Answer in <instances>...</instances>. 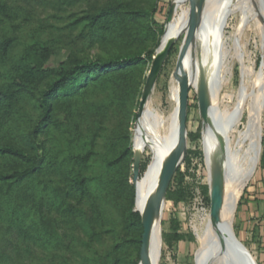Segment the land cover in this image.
I'll return each mask as SVG.
<instances>
[{
    "label": "trees",
    "instance_id": "16d2710c",
    "mask_svg": "<svg viewBox=\"0 0 264 264\" xmlns=\"http://www.w3.org/2000/svg\"><path fill=\"white\" fill-rule=\"evenodd\" d=\"M17 9L14 0H0V225L14 232L16 242L55 246L58 240L48 228L52 221L57 227L79 229L88 248L102 244L118 225L121 240L92 264H124L130 248L137 258L126 264H138L143 228L129 174L135 150L125 130L137 118L134 110L156 52V45L148 47L142 40L156 36L154 30L141 31L149 13L130 0H88L83 14L70 22L65 39L29 44L14 58L19 39L11 33L24 13ZM62 47L68 54L49 67ZM95 47L101 54L89 56ZM111 119L115 125L108 130ZM140 143L143 153L147 145ZM148 166L139 162L137 181ZM186 175L177 168L166 199L192 198ZM109 201L118 211L114 219L108 216ZM4 261L0 253V264Z\"/></svg>",
    "mask_w": 264,
    "mask_h": 264
},
{
    "label": "rangeland",
    "instance_id": "374dc122",
    "mask_svg": "<svg viewBox=\"0 0 264 264\" xmlns=\"http://www.w3.org/2000/svg\"><path fill=\"white\" fill-rule=\"evenodd\" d=\"M97 1L101 2L102 0ZM130 1L134 6L148 11L149 16L143 20L141 31L146 34L150 30H154L156 36L154 39L142 40L148 47L156 45V49H158L164 40L167 18L172 10L173 0ZM14 4L15 7H18L19 12H24L15 20L16 33L13 30L11 33L19 39L13 54L14 58H18L29 44H43L48 40L54 42L65 39L64 36L71 27L70 22L83 14L88 6V0H14ZM249 6L255 11V17L245 26L239 38H237L236 32L240 23V13H234L227 18L222 32V51L219 53V58L222 59L221 88L215 105L219 124L224 126L233 118L240 90L243 97L240 121L235 128L225 134V138L221 139L222 142L214 135L212 129L203 135L198 94L195 88L187 83V109L183 131L185 156L179 167L187 172L186 180L193 190V196L185 202H176L173 199L165 198L164 207L159 216L161 250L158 264H195V256L198 259L200 254L197 236L201 232L200 229L203 227L204 221L211 218L213 172L217 173L216 180L220 179L224 182L225 164L228 157L231 158L237 172H244L248 166V157L251 155L250 142L247 137L244 138V132L248 121L260 108V103L264 104V90L259 93V91L256 92L255 87L261 65L264 62V26L262 24V20L264 21V0H250ZM154 7L155 11H153ZM181 9L188 10L189 13V3L185 2L176 14L173 9L171 18H177ZM81 26L80 24L79 28ZM161 29L165 33L160 36ZM77 32L78 28L74 29L73 35ZM187 41L188 34L186 32L177 38L172 54L163 64L151 94L150 106L156 111L163 112L162 114L165 116L172 111L175 105L170 98L171 86L172 84L177 85L176 73L179 70L176 69V65ZM191 51L189 54L191 62L193 64L197 62L200 68L199 81L206 82L209 58L195 42ZM68 52L66 47L58 48L47 65L49 67L56 66ZM95 54H101L98 48L89 50V56ZM239 54H241L240 58ZM137 112L138 108L134 110V113L137 114ZM259 117L261 128L259 127L258 139L261 137V140H264V105ZM135 120L132 118L125 130L133 148L136 135ZM20 122H24V120ZM114 125L115 122L111 119L107 122L106 128L110 130ZM198 134L199 137H197ZM99 142L102 141L99 139ZM186 158H189V162L186 161ZM141 160L149 163L148 170L153 156L147 146L138 162L135 157L132 158L129 168L130 175L134 176L135 168ZM134 183L135 181H133ZM174 189L175 184L172 185V190ZM29 202L28 195L24 191V206H28ZM105 205L108 216L112 219L116 218L118 211L114 203L109 201ZM221 209L222 214L224 211L223 198ZM48 228L58 240V245L44 246L31 242H16L14 232L7 230L5 225H0V253L5 257V261L1 264H92V259L102 256L122 237L119 226L115 225L113 231L106 235L102 244L88 248L84 246L85 235L79 229H70L68 226L57 227L52 221L48 223ZM232 229L236 238L256 264H264V141L259 146L255 171L237 199L233 211ZM65 233L68 235L66 236ZM173 234L179 235L180 239H174ZM136 258V250L130 248L126 253L127 260L124 264Z\"/></svg>",
    "mask_w": 264,
    "mask_h": 264
},
{
    "label": "bare ground",
    "instance_id": "6f19581e",
    "mask_svg": "<svg viewBox=\"0 0 264 264\" xmlns=\"http://www.w3.org/2000/svg\"><path fill=\"white\" fill-rule=\"evenodd\" d=\"M185 2H187V0H173L172 3L174 5V14H176L178 9L182 8V5ZM249 4H250V0H202V5H203L202 20L200 23L199 31L195 39V44L198 47H200L207 54L209 58L208 75L206 81L208 80L210 81V79H212L214 74L213 72L215 69L216 52H214L215 48L213 45L212 38L216 32L215 30L218 22L220 21V19L222 20L221 22L222 31L220 36V44H221L220 52H221L222 32L226 24L227 18L229 16H231L234 13H240V23L236 32L237 38H239L245 26L251 20H254L255 11H253L250 8ZM188 17H189L188 10L181 9L180 14L177 18L174 17L170 18V20L167 22L166 25L167 39L173 37L176 34V32L188 22ZM189 54L190 52H188L186 57L184 58L185 60L180 66L179 73L186 83H190V85H192V87H194L195 90L198 91L203 86L202 82L199 81L200 68L197 62H195L194 64L191 62V57ZM219 60L220 63H222V59ZM221 66L222 65L220 64V68ZM219 78H220V69H219ZM255 87L257 90L256 92L259 91L260 93L262 90H264V62L261 65V70L259 72L258 80L256 82ZM219 90H214L210 85V90H209L210 93L208 95L210 101L208 124H206V126L203 127V130L204 132H208V130L212 129L213 132L215 133L214 135H216L217 138L221 137V139H223L225 138V134L230 132L233 128H235L238 122L240 121L241 112H242L241 105H242L243 97H242V91L240 90L237 96L236 109L233 118L228 124L222 126V124L220 123L221 125L219 124L218 126L215 123V120L218 121V114L216 112L215 105ZM170 98L172 99L175 105L172 111L167 116L162 114L163 112L161 113L159 111L154 110L150 106V103H148L146 109L139 117L137 127L134 129L136 133L134 138V150L136 154V159L139 160L142 156L141 143H140L141 140L151 150L153 156V161L147 173L145 174L144 178L141 181L135 182L134 184L135 194H136L135 206L139 213L144 212L148 203L153 198V195L155 193L159 181V177L161 173V157L159 151L165 154L168 153L172 157H176L179 154L180 145L177 134L178 131L177 108H178V99H179L178 85L172 84ZM262 108L263 106H260L258 111H256L258 112V116ZM256 112L254 113L253 118L250 121H248L246 130L244 132V138L247 137L248 141H253L251 129H252V124L254 122V118L256 117ZM229 159L231 160L230 157ZM253 162L257 163V159L255 160L254 158H252V154H251L250 157H248V166L242 173L241 171L237 172L236 170L235 172H231L230 169L226 167L225 180L223 185V196H222L224 200V211L221 214L222 212L221 209L220 222L216 227L213 226L210 218H207L204 221V225L200 229L201 232L197 236L199 242L198 248L200 250V254L198 259L197 256H195V264H230L227 255L225 253L223 232L230 221L232 224L233 211L237 199L240 195V192L242 191L245 184L247 183V181L255 171V169L252 173H250L249 171V168L252 166ZM161 211L157 212L154 215L152 222L151 236L149 243L151 257H153L156 253H158L159 249L161 250V243H160L161 234L159 231L160 228L159 216Z\"/></svg>",
    "mask_w": 264,
    "mask_h": 264
},
{
    "label": "water",
    "instance_id": "95a60500",
    "mask_svg": "<svg viewBox=\"0 0 264 264\" xmlns=\"http://www.w3.org/2000/svg\"><path fill=\"white\" fill-rule=\"evenodd\" d=\"M190 5L189 17L188 22L182 26L176 34L167 39L166 33L164 35V40L160 44L159 48L156 49L155 55L153 57L150 69L146 75V81L143 87L142 97L140 100V105L137 112V118L135 120V128L138 125L139 117L142 115L144 110L146 109L148 103H150L151 94L156 82L157 77L162 69V66L168 56L169 50L171 46L175 43L177 38L184 32L188 34V41L185 44L184 48L181 51L179 56L176 69L179 70L180 66L186 57L187 53L191 51L192 46L195 42L197 33L200 28V23L202 20V0H187ZM174 5L172 6V10H170L167 18V22L170 20L172 13H173ZM221 22H218L216 26V32L213 36V45H214V52H216V61H215V69L213 74V81L202 82V87L197 91L198 94V102H199V109H200V119L202 122L203 127L208 124V116L210 111V102H209V90L210 85L214 90H219L221 87L220 78H219V69H220V36H221ZM241 54H239L240 58ZM177 85L179 87V99H178V141H179V154L176 157L170 156L168 153H163L159 151L161 157V173L159 177V181L153 195V198L148 203L147 207L145 208L141 215V222H142V235H141V245L139 251V262L138 264H157L160 258V249L158 253H156L153 257L150 256V236H151V227L154 215L157 212H160L165 200V195L168 189V186L177 170L179 165L184 160L185 156V138H184V125H185V115L187 109V95H188V84L183 80L180 76V73L177 71ZM212 81V82H211ZM264 104L261 102L260 106ZM258 111V110H257ZM216 125L219 126L218 121L215 120ZM249 125V124H248ZM252 137L253 141H249V149L250 153L252 154V158L255 160L258 158L259 152V116L258 112H256V117L254 118V122L252 124ZM219 141L222 142L221 137H218ZM157 150V149H156ZM136 158V154L134 155ZM140 160V159H139ZM138 162V159H136ZM225 166L230 169L231 172H235V166L232 161L227 158ZM256 163L253 162L252 166L249 168L250 173H252L255 169ZM137 171H138V164L135 168V174L133 176V180L137 182ZM223 185L224 182L222 180H216V174L213 173L212 176V200H211V222L214 227H216L220 222V212H221V201L223 196ZM135 203H136V194H135ZM134 210L137 211L136 206L134 205ZM223 241L225 247V253L227 255L228 261L230 264H256V262L252 259L250 254L246 251V249L242 246L239 240L236 238L235 233L232 229L231 221L228 223L226 229L223 232ZM161 243V242H160Z\"/></svg>",
    "mask_w": 264,
    "mask_h": 264
}]
</instances>
